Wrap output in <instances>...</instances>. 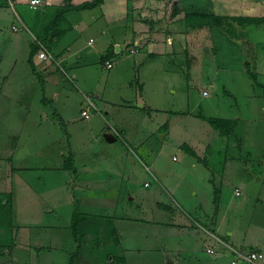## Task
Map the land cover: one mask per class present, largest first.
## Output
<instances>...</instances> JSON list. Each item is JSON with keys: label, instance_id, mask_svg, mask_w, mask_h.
I'll use <instances>...</instances> for the list:
<instances>
[{"label": "rangeland", "instance_id": "1", "mask_svg": "<svg viewBox=\"0 0 264 264\" xmlns=\"http://www.w3.org/2000/svg\"><path fill=\"white\" fill-rule=\"evenodd\" d=\"M157 1L158 4L153 2L160 16L158 22H153H156V30L165 34L168 31L166 41L175 40L174 49L168 54L169 62L165 63L172 70L163 72L164 57L159 58V54L144 71L147 93L163 97L164 92L167 96L166 100H158L166 104H159L165 111H159L155 121L175 124L165 138L163 134L168 124L156 135L159 138L157 165L154 166L157 179L143 171L134 155L141 150L132 146H126V150L119 139L112 151L121 154L127 165L121 169L114 165L111 169L109 163L99 162L96 167H88L95 172H105L103 169L109 168V176L95 175L93 191L111 195L115 205L96 206L91 202V206H83L82 199L77 202L71 197L81 194L82 185L86 183L76 188L73 180L80 173L94 174L79 163L75 169L52 168L65 163L69 157L67 148L71 138L68 140L67 135L74 132L75 127L70 125L68 133L53 122L52 116L46 119L40 116L42 120H37L35 98L27 103V97H22L19 106L16 100L17 112H4V117L0 116V264L116 263L118 256L122 260L127 257L123 251L114 254L115 250L109 249L112 248L109 242L119 234L133 239L143 253L139 255L138 251L134 258L135 253L130 252L128 264H168V254L175 251V248L169 250L170 243L208 254L204 249L213 240L202 229L200 234L195 228L177 234L159 229L156 236L145 239V235L137 234L134 238L136 228L130 226L136 224L131 221L135 216L154 217L155 220L164 216L158 213L155 205L149 206L152 200L171 206L165 214L175 208V211L193 217L192 222L201 221L209 228H213L210 226L215 224L211 222L212 218L218 215L213 229L223 236L220 240L226 247L255 250L251 247L264 242V21L242 24L227 21L212 29L204 28L197 35L183 31L186 11L200 8L226 15H264V0ZM176 1L177 5L182 3V8L174 11ZM10 25L11 19L5 29L9 30ZM16 58L12 76L16 73L27 79L23 75L27 70L23 55L18 53ZM131 58L128 51L117 55L113 58L112 68H102L104 59L86 62L79 78L72 76L68 66L63 65L56 76L67 88H83L86 84L91 88L88 93L98 100L102 109L97 93L118 100L132 95L133 89L127 84L128 81L137 82V69L126 71L124 65ZM252 71L257 73L256 77ZM158 89L159 93L156 92ZM204 89L208 90L207 94L202 93ZM75 96L72 93L68 97L71 98L68 99L69 111L78 116L80 110ZM171 108L173 111H167ZM198 113L234 120V134L230 137L219 134ZM183 141L192 144L201 157L189 153L181 145ZM65 150L67 154L63 158ZM24 171L26 176L22 174ZM114 176L118 183L110 185L117 190L105 192L109 185L103 182ZM146 180L150 186L144 185ZM236 186L241 188L242 194L235 193ZM148 193L153 198L140 207V197ZM131 195L134 200H129ZM74 210L88 214L79 225L78 239L71 226ZM124 225H130V228ZM260 249L264 252V245ZM183 256H187L184 263L189 264L190 257L186 253ZM241 262L236 264H245ZM206 263L202 260L197 264Z\"/></svg>", "mask_w": 264, "mask_h": 264}, {"label": "crops", "instance_id": "2", "mask_svg": "<svg viewBox=\"0 0 264 264\" xmlns=\"http://www.w3.org/2000/svg\"><path fill=\"white\" fill-rule=\"evenodd\" d=\"M86 1L91 0H43L37 6H33L30 0H0V116L4 117L3 113L9 111L16 113V100L18 103L20 98L27 97L25 99L28 103L35 98L37 120L52 116L53 122H57L66 132L69 131L67 128L70 125L75 127L74 132H68L67 138L68 140L71 138V140L68 141L69 147L67 151L69 150L70 152L69 156L70 154L72 155L76 168H78L77 163L87 166L85 169L94 175L85 176L86 173H80L73 180L76 188L78 185H82V183L86 184L82 185L81 194L73 195L71 199L76 198L77 202L82 199L84 201L83 206H91V202L96 206H108L109 204L112 206L115 204L112 203L114 198L111 195L103 192L100 193L99 191L95 193L93 191V188L96 187L94 184L96 182L95 175L103 173L109 176V168L103 169L105 172H95L88 167H96L99 162L109 163L111 169L114 165H118L120 169L124 167V164L127 165L121 154L112 151L115 143L121 139L122 145L126 150V146H132L141 150L134 155L139 159L142 169H144L143 171L150 173L152 179H157L156 167L154 166L157 165L159 138L156 135L162 129V126L168 124V121H155V117L159 111H165L159 104L165 105L166 103L164 101L160 103L161 101L158 100L160 98L164 100L167 96H165L164 92H162L163 97L161 94L158 97L156 95L153 96L152 93H147L144 71L147 70L149 63H153L154 59H157V55L161 54L159 58L164 57L161 68L163 72L169 73L172 67L168 66V63L165 65V63L169 62L170 56L168 54L173 51L175 40H170L171 42L166 41L168 31H165L167 33L165 34L161 29V32L156 30V22H153H158L160 16L159 9L153 7V2L158 4L157 0H102L93 6L75 7ZM194 11L208 12L200 8H196ZM10 19V28L6 30V23ZM185 28L183 31L186 32L187 28ZM62 31L63 33L58 36L57 34ZM45 33L50 34L48 42H43L51 51L55 60L41 58L38 51L33 54L30 60V52L34 41L36 42L34 38L41 40V36ZM91 38L92 40H90ZM168 39H173V37H169ZM187 42L191 43L190 41ZM154 46L156 47L155 49ZM132 49L135 50L132 51ZM126 51L131 55L132 60L128 63L124 62L125 69L126 71L131 68L137 69L136 75L138 80H136V83L128 81L127 85L133 89L132 95L122 100L111 99L105 97L103 93H97L96 97L100 98L102 109L105 110L104 114L97 104L98 100L88 93L91 88L82 83V77L80 82L84 87L79 88L77 86L72 89V87L67 88L56 76L57 71H60L58 69H61L64 65L68 66L72 71V76L79 78L78 75H80L82 68L87 65L86 62L93 63L92 60L98 62L99 59H104V64L101 66L102 68H107L105 66L107 58L113 60L114 57L117 55L121 56ZM18 53L23 55L25 60L22 59V61L25 65L27 64V70L23 73L24 76H27V79L16 76V73L12 76L16 70L18 61L16 55ZM105 55L109 57H104ZM8 68L9 70H7ZM156 92L159 93V89ZM72 93L76 94L74 100L80 110L78 116L69 111L68 99L71 98L68 97L72 96ZM89 96L95 102L96 108L91 111L92 114L89 117H84L81 114V109L85 97ZM11 102L12 106L10 108ZM19 105L20 102L18 103ZM167 111L171 112L173 109L171 108ZM93 115L97 118H94ZM40 116L41 118L39 119ZM83 119L87 121L82 123ZM174 126V123L166 126L163 138L170 135ZM214 129L219 132L215 127ZM107 131L114 133L115 140L107 141L105 139L104 132ZM189 145L195 150V155L201 157V154L194 146L192 144ZM67 151H63V158L67 154ZM52 168L55 170H65L67 167L62 162L60 165L52 166ZM67 171L69 170L67 169ZM22 174L26 176L27 172L24 171ZM85 179H87L86 182L84 181ZM116 179H118L116 176L109 177L106 182H103L105 185H109L105 189V192L117 190L113 188L114 186L110 185L118 183ZM150 184L147 180L144 181L145 186H150ZM236 189L239 190V193L236 192ZM235 193L237 195L242 194L241 188L236 186ZM134 198L131 195L129 200H134ZM152 198L151 193L140 197V207L141 204L145 201H150ZM152 205H155L158 213L160 215L164 214V216L158 218V220H155L154 217L135 216V219L131 221H135L136 224L131 226L124 225L125 228H136L134 238H136L137 234H140L141 237L145 235V239L149 236H156L159 229L169 233L172 232L173 234L184 231L188 233L192 228H195L196 233L200 234L202 233V229L213 240L211 245L204 249V252L208 254L170 243L169 250L175 248V251H172L171 256L166 253L168 254V261H173L172 264H185L184 260H186L187 256L183 255L186 253L190 257L189 264H197L202 260L207 262L206 264H232L230 249L225 246L224 241L223 243L220 240L222 239V235L216 229H213L217 225L218 215L215 219L212 218L211 222L214 221L215 224L210 226L213 228H209L201 221L192 222V220L194 221L193 217L185 216L179 213L178 210L175 211V208H172L171 212L165 214L166 209L171 210V206L160 202V200L156 202L152 200L149 206ZM176 219H180L181 221L178 222L179 220L176 221ZM121 232L124 233L123 231ZM228 234L231 237L232 231ZM109 243H111L109 247H112L109 249L115 250L114 254L123 251L127 256L124 260L121 257L116 258L118 261L116 263L110 262L111 264H128L130 262V258L128 257L130 252L135 253L133 254L134 258L139 253V255L143 254L136 247L133 239H128L125 234L124 236L123 234L115 236L114 241L112 240ZM263 245L264 242H259L257 246H252L251 249L263 252L260 249ZM208 248H212L213 251H209ZM240 248L245 250L242 247ZM139 260H141V256ZM241 263L247 264L245 261Z\"/></svg>", "mask_w": 264, "mask_h": 264}, {"label": "trees", "instance_id": "3", "mask_svg": "<svg viewBox=\"0 0 264 264\" xmlns=\"http://www.w3.org/2000/svg\"><path fill=\"white\" fill-rule=\"evenodd\" d=\"M102 0H91V1H86L81 3L80 5H76L75 7L82 8V7H89L96 5L100 3ZM177 2L174 4V11H177V9L182 8V3H179L177 5ZM229 21V22H227ZM264 21V15H251V14H231V15H226V14H218L214 12H199V11H186L184 14V23L186 25L187 31L191 35H197L201 32L202 29L207 28V29H212L213 26H221V24H224L225 22L227 23H232L237 22L239 24L242 23H260ZM62 32H59L57 35L59 36L62 34ZM50 33H45L43 36H41L42 41L48 42V36ZM39 49V45L34 41V45L31 49L30 52V60L32 59V56L35 52H37ZM108 56V55H107ZM254 77L257 76V73L255 71L251 72ZM198 116L206 119L213 127L219 130V133L221 135H225L227 137H230L234 134V124L235 121L231 120L230 118H221L218 116H207L204 115L203 113H198ZM181 145L185 146L189 153L195 155L196 152L195 150L187 143V142H182ZM64 165L68 168L75 169V165L73 163V158L72 155L66 159ZM88 216L87 213H84L79 210H74L72 213V218H71V226L73 229L74 236L79 238L77 235V231L79 228V225H81L84 221L85 218ZM77 238V239H78ZM118 258H120L118 256ZM122 258V257H121Z\"/></svg>", "mask_w": 264, "mask_h": 264}, {"label": "built area", "instance_id": "4", "mask_svg": "<svg viewBox=\"0 0 264 264\" xmlns=\"http://www.w3.org/2000/svg\"><path fill=\"white\" fill-rule=\"evenodd\" d=\"M43 0H30L31 5L37 6L40 4ZM39 45L38 54L41 58L44 59H52L55 60L53 54L51 51L47 48L45 43L37 38H34ZM92 40V38L90 39ZM135 49H132L134 51ZM114 64V61L111 58H107L105 60V66L107 68L112 67ZM203 94H207L208 90L204 89ZM96 108V104L93 101V99L89 97H85V100L82 105L81 114L84 117H89L91 114V111ZM115 130V129H114ZM116 131V130H115ZM236 192L239 193V190L236 189ZM230 249V256H231V263L236 264L239 260L246 261L249 264H264V256L263 254L258 250H242L238 249L236 247L228 245ZM209 251H213L212 248H208Z\"/></svg>", "mask_w": 264, "mask_h": 264}, {"label": "water", "instance_id": "5", "mask_svg": "<svg viewBox=\"0 0 264 264\" xmlns=\"http://www.w3.org/2000/svg\"><path fill=\"white\" fill-rule=\"evenodd\" d=\"M104 137H105V139L107 141H113L116 138L113 132H108V131L107 132H104ZM257 177L259 178V176H257ZM168 263L169 264H172L173 261L169 260Z\"/></svg>", "mask_w": 264, "mask_h": 264}]
</instances>
